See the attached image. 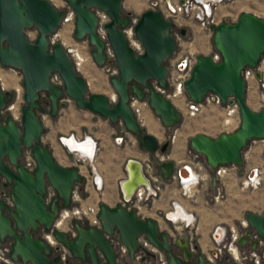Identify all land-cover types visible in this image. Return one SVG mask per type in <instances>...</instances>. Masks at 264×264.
<instances>
[{"label":"water","instance_id":"1","mask_svg":"<svg viewBox=\"0 0 264 264\" xmlns=\"http://www.w3.org/2000/svg\"><path fill=\"white\" fill-rule=\"evenodd\" d=\"M65 1L74 11V37L88 40L93 61L108 71L114 62L117 72L109 75V82L117 98L111 101L105 93H89L87 79L75 68L62 43L50 40V35L60 25L62 9L50 0H0V63L21 72L25 100L19 122L11 115L3 118L1 111L13 95L0 85V177L10 185L11 201L9 205L0 196V241L6 242L10 238L9 256L21 264H58L60 256H51V246L42 237H36L33 230L39 225L51 227L59 209L71 205L73 186L82 180L75 166L58 163L49 146L41 140L44 124L39 113L45 110V105L49 115L55 116L67 95L78 107L113 123H122L135 136L139 146L150 152L156 149L167 152L170 138L160 142L139 124L129 104L130 95L139 99L146 97L164 127L176 125L181 120V112L174 103L152 83L156 81L164 88L168 85L167 60L177 46L171 31L172 22L157 9H144L133 25L143 46L141 52H136L123 30L132 15L130 10L123 11V0ZM93 6L109 15L105 28L114 53L113 60L107 58L105 42L97 34L98 18ZM32 27L37 30L34 40L29 39L25 31ZM210 28L213 47L219 52L220 59L214 61L210 54L198 53L190 75L184 81L185 92L194 101H201L208 91H214L223 104L236 102L239 123L232 131H221L216 136L197 132L189 136L188 143L211 169L231 163L242 169L244 148L251 139L264 138V109L255 110L248 105L242 74L244 67L256 66L264 53V17L243 10L236 20L224 19L211 24ZM180 32L184 33L185 28ZM55 71L61 76V85L50 81V75ZM255 75L261 77L258 71ZM41 91L45 92L46 99L41 100ZM229 95L232 98L227 100ZM24 148H29L34 158L31 169L21 162ZM158 166L163 178H168L175 170L180 175H187V168L184 165L176 168L172 159H166ZM124 168L126 177L119 187L125 198L139 185L150 186L139 159L128 157ZM47 183L56 190L48 202L44 198ZM210 183L215 190L217 178L214 173H211ZM97 216L100 227L74 220L72 237L62 230L53 231L59 243L74 256L87 258L90 264H133L139 249L144 252L141 263L145 262L146 255L155 258V254L137 239L141 233L165 253L168 264H239L229 254L218 255L216 251L211 252V260L196 238L188 234L173 238L168 230L160 228L155 218L139 216L134 208L123 204L100 202ZM244 218L248 226L241 229L237 249L259 250L258 240L264 239V214L247 210ZM115 237L127 247L126 260L117 259L118 246L112 241ZM261 247L264 250V245ZM59 248L60 244L54 247Z\"/></svg>","mask_w":264,"mask_h":264},{"label":"built area","instance_id":"2","mask_svg":"<svg viewBox=\"0 0 264 264\" xmlns=\"http://www.w3.org/2000/svg\"><path fill=\"white\" fill-rule=\"evenodd\" d=\"M226 1L230 0H183L182 2L180 0H146V9L152 8L159 10L166 19L172 22V26H181L183 22V17L188 16L189 18L196 20L201 28L211 30V24H217L221 21V19L217 18L218 6L222 2ZM92 9L94 10L98 18L96 31L98 36L105 42L104 50L107 54V58L114 59V53L112 48L110 47L105 28V23L109 20V15L105 10L100 9L98 7L93 6ZM229 16L231 15L229 14L224 18L227 19ZM136 20L137 17H132L131 15L129 25L126 26L123 30L127 36L129 45L136 52H141L143 50V46L139 39L136 37L133 29V25ZM60 24H62L64 28L67 29V32L69 31L71 38L70 41L64 42L62 40L61 43L66 49L75 68L77 69L78 66L81 65L84 61L82 59V56H85L86 58L92 57L90 56V44L86 38L76 39L73 36L74 11L71 7L67 13L64 12ZM173 34L175 36L177 46L175 52L173 53V56H175L174 59H170L169 64L167 65L168 85L166 88H164L159 86L156 81H152L155 89L160 91L165 97L169 98L170 100H172V97L178 94L182 99L180 105L176 106L175 103H173L183 115H187L188 117L196 116L203 110L204 106L215 104L222 106L225 110L226 115L233 118L232 121H228L226 120V118L224 119V121L228 123L229 126H234V121L237 125L239 123V111L236 102L230 103L227 101L225 104H223L220 100L219 95L214 91H208L205 95H203L201 101H194L186 95L184 81L190 75L192 66L196 61L197 54L189 50L187 46L182 45V42L180 41L181 35L179 33L173 32ZM51 35L49 37L50 40L52 42L57 41V39L60 37V30L58 29L55 33ZM203 54H210L214 61H218L220 59L219 52L215 48H211L207 51V53ZM5 68H8L14 72L18 71L17 68L13 66H3L0 63V85L2 87L3 84L1 81V74L3 73V70ZM256 71L260 72V78H257V76L255 75ZM242 74L245 80L246 94L250 92L254 102L256 103L257 110L260 108L264 109V53L261 55L260 60L256 66L244 67L242 69ZM50 81L59 85L62 84L61 76L57 71L51 73ZM43 93L45 94L44 91ZM229 98L232 97L229 95L227 97V100ZM129 104L131 109L133 110V113L136 116L137 121L140 125L144 127L145 119L143 117L144 115L142 114V112L145 108H150L147 98L145 97L139 99L134 94H131ZM14 105V103H11L7 107L9 110H11ZM18 114L20 113L18 112L16 116L11 115L15 121L16 118H20ZM121 126L122 127L120 132L116 134L113 138L116 144H122L132 134L124 127L123 124ZM177 133H179L178 128H175L172 133L168 135L171 142L174 141ZM71 137H74L80 142H85L88 137H93L89 134H82L73 130L66 132L60 131L59 134L56 136V142L59 144L60 148L64 150V153H66L67 159H69L68 157L71 156V163L77 168L79 174L82 176V180H84V190L88 192L87 197L95 194L98 196H103V193L105 192L106 188V179L103 173L99 170L98 165L96 163V155L97 151L100 149V144L98 143L96 138H93V141L95 142L94 153L92 155L81 154L77 153L78 149H73L68 145L67 140ZM251 141L257 142L259 146H261L264 150V138H254L251 139ZM24 150L25 159L23 161V164L28 169H31L35 164L34 158L29 148H25ZM145 152L146 154L144 158L140 161L143 165V171L146 177L149 179L150 186L139 185L135 188L133 193L128 198H125L119 187L120 181L126 177V170L124 168L123 176L120 177L117 182L119 193L116 199L118 203L123 204L127 208H134L136 213L142 217L148 216L147 214L149 210L154 208L155 200L160 197L164 189V185L168 179L177 180L179 182L180 194L182 196L192 198L195 192L194 187L202 185L203 183L206 184L207 187H209V185H211V173H214L217 178V184L215 187L217 194L214 196L215 199L220 198L221 186H225L226 181L228 179L236 178L237 175L241 188H259L263 182L262 169L260 167V164L253 163L248 169H240L236 164L231 163L226 165H218L216 168L211 169L206 164L204 158H202L203 156L199 152L191 148L190 145H188L187 149L185 150V161L179 165H176V168L181 165H184L186 168L189 167L193 172V176H191V174L180 175L175 170L168 178H163L158 164L166 160L169 156V153L161 152L159 149H156L153 152L145 150ZM78 183L79 182H76L72 189L71 205L61 207L59 209V214L56 218L58 219L63 216V218L65 219V226L67 228L66 230H64L65 232L74 233V226L72 222L73 219L85 222L96 227H100V220L97 216V212L99 209V199H93L91 197L82 199L79 194L77 185ZM46 189L47 190L44 194V198L48 202L51 197L56 194V190L48 183L46 185ZM179 208L185 213L189 214L190 218L187 219L182 216L170 215L171 213L176 212ZM158 209L159 210L157 212V216L160 217L162 221L167 222L171 225L178 224L186 229L192 227L194 224L195 216L193 212L191 210L186 209L181 203H179L175 199L171 200L165 209ZM56 219L54 220L51 229H54L57 225V222H55ZM155 219L158 222V218ZM242 219L239 220L238 225H235L234 227L229 226V230L225 232L223 238H220V240L216 241L218 246H220V243L226 244L224 248L227 249L229 252L232 251L233 246L237 248V239L239 237L241 229L248 226L247 221ZM218 228L219 226H216V228L213 230V235L215 234V232H217ZM166 230H168V232L173 238L177 237V232L174 228L169 227L166 228ZM46 235L52 236L54 238V241H57L51 231L47 232ZM190 237L193 238L192 236ZM115 238L116 239H114V243H117L118 245V254L120 256L126 255L127 247L123 245L117 237ZM137 239L145 248L149 246L148 244L152 245L151 248H148L152 249L151 251H157L154 253L157 254L158 264H168L165 255L160 252L161 250L155 247L153 244L149 243L143 233H141ZM258 245L259 250L253 248L249 250H242L239 251L241 253L240 256L246 260H249V262H251L252 264H258L259 259L261 260L264 258V250L261 247L262 245H264V239H259ZM9 250L10 242L0 241V264H16V262L13 261L9 256ZM141 254V249L136 251V257H139ZM63 257L64 254H62V259Z\"/></svg>","mask_w":264,"mask_h":264},{"label":"rangeland","instance_id":"3","mask_svg":"<svg viewBox=\"0 0 264 264\" xmlns=\"http://www.w3.org/2000/svg\"><path fill=\"white\" fill-rule=\"evenodd\" d=\"M50 1L57 8L62 9L65 13L70 10V6L66 3L65 0ZM122 8L124 12L128 10L132 11V17H138L139 14L144 9H146V0H123ZM243 10L255 12L264 17V0H230L222 2L218 6L217 18L224 20L226 19L224 18L226 16L223 15L230 14L231 16H229V19L227 18V20L234 21L236 20L238 14ZM181 28H185L184 33L180 32ZM57 29H59L60 33L63 34L65 28L62 24H60ZM65 30L66 34L62 35V37L65 38L66 42H68L71 38L70 35L67 36V29ZM25 31L29 39L34 40L37 34L36 28L32 27L26 29ZM171 31L179 33L181 35L180 41L182 42V45L187 46L189 50L196 54L207 53L209 49L214 48L212 42V31L206 28H201L196 20H193L188 16L183 17L181 26L173 25ZM174 57L175 56H173L172 54L168 58L167 65L169 64L170 59H174ZM86 59V69H82V71L79 72L88 81V92H102L107 94L110 99L114 95V100H116V93L114 92L109 82V75L111 73L117 72L114 62L112 61L111 68L108 71L105 67L97 65L93 61L92 57ZM111 59L113 60V58ZM1 81L3 84V89L10 90L13 95L12 99L7 102L5 108L1 111L2 117L5 118L7 115H12L7 107L11 103H14L17 111L21 113V107L25 104V100L23 98L24 89L22 86L21 72L19 70L17 72H14L8 68H5L3 70V73L1 74ZM40 98L41 100L47 98L43 91L41 92ZM246 101L250 107L257 110L256 103L254 102L250 92L246 94ZM62 102L63 105H60L59 110L55 116H51L48 114V106L46 105L44 106L45 110L39 113L44 124V131L41 135L42 142L45 145L49 146L53 157L58 163L66 166H74L72 163H70V161H72L70 159L71 156H69V159H67V155L66 153H64V150L53 143L55 141L54 136L56 137L60 131L66 132L67 129H71L69 131L78 130L80 133L85 131L93 133L97 137L98 141L101 142L100 149L99 151H97L96 155V163H99L100 166L102 164L103 167L108 171L110 176L112 175L113 180H117L118 177L122 175V167L126 158L130 156V151L132 149H135L136 146H139L138 141L135 139V144H133L131 143V140L127 138L120 147L110 146L108 142L115 135V133H119L122 127V123H113L109 119L101 117L88 109L78 107L72 99L67 97V95H65ZM151 112L152 114H150ZM151 112H147V116L150 115L149 117L157 126L160 137H156L161 142H163L175 128H178L179 135L176 138L179 139L175 138L174 141L171 142L170 148L167 151V153H169L167 159H172L175 162V165H179L181 163V161L175 157V151L181 152L182 149H184L186 143L189 145V136L203 131L214 136L218 133L219 130L224 131L225 129H231L230 131H232L236 128V125L233 124L235 128H232L233 126H229V124L224 121V119L227 118L228 115H226L225 110L222 106L215 104L204 106L203 110L196 116L188 117L187 115H183L181 113L182 115L180 122L171 127H164L161 124L159 118L153 113V111ZM18 115L20 116V114ZM16 121L19 122L20 118H16ZM51 139H53V141H51ZM24 149L21 158L22 163L25 159ZM263 151V148L259 146L257 142L252 141L248 143L243 151L246 156L244 157V164L250 162V160H255L258 164H260V167L262 169L263 182L259 188H241L237 175L236 178L228 179L225 186H221V194L219 198L220 201L218 203L213 204L211 201L208 202L209 206H214L216 209L221 211L220 216H222L223 222L229 221L230 224L236 221L238 222V218H241L247 210H253L255 212L264 214ZM77 185L80 197L82 199L91 197L93 199L97 198L100 200V202H105L109 205H115L116 203H118L116 200L118 189L115 184L111 185L104 196H95V194L89 197H87L88 192L84 190V180H81ZM169 190H171V187L166 181L163 192L166 193V191L168 192ZM159 202L161 203V201ZM194 204H198V202L196 203L195 201ZM161 229L164 228L161 227ZM199 237H201L200 234H194L193 236V238L196 239ZM207 254L209 255V253ZM224 254L227 253L223 252L221 255Z\"/></svg>","mask_w":264,"mask_h":264},{"label":"crops","instance_id":"4","mask_svg":"<svg viewBox=\"0 0 264 264\" xmlns=\"http://www.w3.org/2000/svg\"><path fill=\"white\" fill-rule=\"evenodd\" d=\"M150 114H152V112ZM144 128L148 132L150 131L147 129V126H144ZM232 128H235V127L233 126ZM69 130H71V129H67V131H69ZM230 130L231 129H229V130L225 129L224 131H230ZM75 131L79 132L78 130H75ZM220 132H221V130H219L216 135H218ZM203 133H205V131H203ZM82 134H89L93 138L97 139V137L93 133L85 131V132H82ZM116 134H118V133H115V135ZM216 135H214V136H216ZM114 136L110 139L108 144L110 146H113V147H120L121 144H116L114 142V140H113ZM128 139L131 140V143L135 144L136 138L133 134H131V136H129ZM54 140L55 141L53 143H55L56 146L60 147L59 144L56 142L55 136H54ZM51 141H53V139H51ZM97 141H98V139H97ZM98 143L101 144V142H99V141H98ZM187 147H188V144L186 143L184 149H182L183 151H181V152L175 151L174 155L176 158H178L181 161V163L184 162L186 159L185 150L187 149ZM130 152H131V154L129 157H133V158H136L139 160H142L146 154L145 150L142 149L140 146H138V147L136 146L135 149H132ZM243 157H246L244 152H243ZM70 163H71V161H70ZM253 163H257V162L255 160H250V162L244 164L242 168L248 169ZM97 164H98L99 170L103 173V175L106 179L105 192H107V190H109L111 185L115 184L117 189H118L117 193H119V188L117 186V182H118L119 178L123 176L124 165L122 167V173H121L122 175L120 177H118L117 180H113L112 175L110 176V174L103 167V165L101 164V166H100L99 163H97ZM167 182H168V185L171 187V190H169L168 192L166 191V193H164L162 191L160 197L155 200L154 208L149 210L147 215L154 217V218H158V222L160 224V227H162L164 229L169 228V227L176 229L177 237L184 236L186 234L193 237L194 234H200L201 237L197 238V240L199 241V244L202 248L201 250H203L206 254L209 253V255H210V252L218 251V248L221 247L222 243L219 244L220 246L217 245L216 241L220 240V238H218L215 234L213 235V230L216 228V226H219V227H223L225 229V232H227L229 230V226L234 227L235 225L239 224V221L233 222L231 224L229 223V221L223 222V218H222V216H220L221 211L216 209L214 206L208 205L209 201H211L213 204L214 203L216 204L220 201L219 198L215 199V197H214L217 194V191L213 190L211 188V185H209V187H207V185L203 183L202 185L194 187V190H195L194 195L192 198H189V197L182 196L180 194L179 182L177 180L168 179ZM117 196H118V194H117ZM173 199H175L176 201L181 203L186 209L191 210L193 212V214L195 216V221H194V224L192 227L185 229L181 225H178V224L177 225H171L167 222L162 221L160 219V217L157 216L158 215L157 212L159 210L158 208L165 209L167 207V205L169 204V202ZM159 201H161V203ZM195 201H196V203L198 202V204H194ZM243 217H244V215L241 218H238V220H241ZM242 220H244V219H242ZM223 252L229 254L232 258H234V256H232L231 253L227 249H224ZM235 261H237L238 263L240 262V260H235Z\"/></svg>","mask_w":264,"mask_h":264},{"label":"bare ground","instance_id":"5","mask_svg":"<svg viewBox=\"0 0 264 264\" xmlns=\"http://www.w3.org/2000/svg\"><path fill=\"white\" fill-rule=\"evenodd\" d=\"M132 12V11H131ZM225 16H228V15H225ZM73 29H74V25H73ZM58 30V29H57ZM56 30V31H57ZM55 31V32H56ZM54 32V33H55ZM66 34V30H64V32H63V34L62 33H60V37L57 39V41L58 42H62V40L64 41V42H66L65 41V38H63L62 37V35H65ZM68 35H70L69 34V31H68V33H67V36ZM61 39V40H60ZM202 41V40H201ZM55 42V41H54ZM90 49H91V46H90ZM77 51H78V49H77ZM79 54H80V51H79ZM82 59L84 60L83 61V63L81 64V65H79L78 66V70L79 71H82V69L83 70H85L86 69V67H87V59H86V57L84 56H82ZM95 85V84H94ZM109 99H110V97H109ZM112 99V101H114V99H115V96L113 95V97L111 98ZM110 99V100H111ZM177 99V100H176ZM175 100H176V102H175ZM172 102H174L175 103V105L176 106H178V105H180V103H181V101H182V99L180 98V96L177 94L176 96H174V97H172V100H171ZM152 110H151V108H145L144 110H143V112H142V114L144 115L143 117H144V119H145V122H144V124H145V126H147V129L148 130H150L149 132L150 133H152V134H154L155 136H158V137H160L159 136V131H158V128H157V126L155 125V123L153 122V120L149 117V116H147V112H151ZM10 113H12V115L13 116H16V114L18 113V111H17V108L15 107V105L13 106V108L10 110ZM20 116H21V113H20ZM226 120H228V121H232L233 120V118L232 117H229V116H227V118H226ZM234 123V125H236V122L234 121L233 122ZM238 125V124H237ZM236 125V126H237ZM179 135V133H177L176 134V137ZM176 139H179V138H176ZM178 142V141H177ZM67 143H68V145L71 147V148H73V149H78V152L77 153H81V154H88V155H92L93 153H94V150H95V142L93 141V138H90V137H88L87 138V140L85 141V142H80L79 140H77V139H75L74 137H71L70 139H68L67 140ZM179 145H181V144H179ZM181 147V146H180ZM183 151V150H182ZM186 172H187V175H189V174H191V176H193V172H192V170H191V168H189V167H187V169H186ZM105 193L106 192H104L103 193V196L105 195ZM95 196H97V195H95ZM95 198V197H94ZM95 199H97V198H95ZM104 199V198H103ZM99 203H100V200H99V202H98V205H99ZM170 215H173V216H182V217H185V218H187V219H189L190 218V216H189V214H187V213H185L184 211H182L180 208L179 209H177V211L176 212H173V213H171ZM74 220H76V219H73L72 220V222L74 221ZM244 220H245V218H244ZM60 221V222H59ZM79 221V220H78ZM55 222H57L56 224V226H55V228L56 229H58V230H62V231H64V230H66L67 228H66V226H65V219L63 218V216L62 217H60V218H58V219H56V221ZM81 222V221H80ZM244 222V221H243ZM176 230V229H175ZM65 232V231H64ZM177 232V231H176ZM224 234H225V229L223 228V227H219L218 229H217V232L215 233V235L218 237V238H223V236H224ZM176 236H177V234H176ZM45 238H46V240H47V242L48 243H50V244H57L58 242L57 241H54V242H52L51 241V238L54 240V238L52 237V236H47V235H45ZM221 244V243H220ZM149 246H147L146 248L148 249V250H152V249H150L151 248V246L152 245H150V244H148ZM148 247H150V248H148ZM159 249V248H158ZM202 249V248H201ZM222 249H223V247L221 246V247H219L218 248V251H216L217 253H218V255L220 254V253H222ZM225 249V248H224ZM236 247L235 246H233V248H232V251H230V253L232 254V256H235L236 254H237V251H236ZM220 250V251H219ZM238 250V249H237ZM203 251V250H202ZM239 251V250H238ZM257 251V250H256ZM151 252H157L156 250H153V251H151ZM160 252H162V251H160ZM204 252V251H203ZM205 253V252H204ZM162 254H164L165 255V253H163L162 252ZM206 254V253H205ZM210 254H211V252H210ZM240 252H239V256L238 257H236L235 256V259L236 260H240V263H242V264H244L242 261H249V260H246V259H244V258H242L241 256H240ZM207 255V254H206ZM208 256V255H207ZM166 257V256H165ZM209 257V256H208ZM211 260H213L211 257H209ZM262 261H263V259H259V263L258 264H262Z\"/></svg>","mask_w":264,"mask_h":264},{"label":"flooded vegetation","instance_id":"6","mask_svg":"<svg viewBox=\"0 0 264 264\" xmlns=\"http://www.w3.org/2000/svg\"><path fill=\"white\" fill-rule=\"evenodd\" d=\"M9 190H10V185L9 183L6 181V179L4 177H0V196L4 198V200L9 204L11 205V201L9 199ZM59 214V213H58ZM58 214L55 216V219L57 218ZM54 219V220H55ZM53 220V222H54ZM82 222V221H81ZM84 224H87L85 222H83ZM53 224V223H52ZM51 224V226H52ZM74 226V225H73ZM56 229V228H54ZM54 229H51L50 228H46L44 225H39L37 229L33 230V234L36 236V237H42L43 240L49 244L51 246V249H52V254L51 256H55V255H59L60 256V260L58 262V264H90L88 259H82L80 257H77V256H74L72 254V252L66 248L63 244L61 243H57V244H60V248L59 249H54V247L57 245V244H54V245H51L50 243L47 242L46 238H45V235L47 232L51 231L53 233ZM67 235L69 237H72L74 234H75V228H74V233L72 232H66ZM54 235V234H53ZM51 241L54 242V240L51 238ZM114 242V239L112 240ZM6 242H10V238H7ZM198 244H199V241H198ZM200 246V244H199ZM201 248V246H200ZM147 249V248H146ZM142 250V249H141ZM148 250V249H147ZM175 250L177 251V247L175 246ZM223 250L224 248L222 249V253H223ZM150 251V250H149ZM237 251V254L235 255L236 257L239 256V251L236 249ZM117 252V259L118 260H126L127 259V254L126 255H123V256H120L118 254V251ZM151 252V251H150ZM163 252V251H162ZM154 253V252H153ZM164 253V252H163ZM220 253V254H222ZM62 254H64V257L62 259ZM144 252L142 250V254L139 256V257H136V253H135V261L133 262V264H158L157 262V254H155V258H153L151 255H146L145 258H144V263H141L140 262V259L142 258ZM208 255V254H207ZM232 255V254H231ZM209 257H211V254L208 255ZM234 256V258H235ZM233 258V259H234ZM236 260V259H235ZM244 264H248L249 261H242ZM240 263V262H239ZM16 264H20L19 262H16Z\"/></svg>","mask_w":264,"mask_h":264}]
</instances>
